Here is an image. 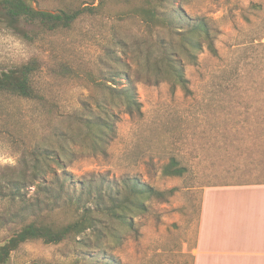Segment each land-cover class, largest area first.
Here are the masks:
<instances>
[{
  "label": "rangeland",
  "instance_id": "374dc122",
  "mask_svg": "<svg viewBox=\"0 0 264 264\" xmlns=\"http://www.w3.org/2000/svg\"><path fill=\"white\" fill-rule=\"evenodd\" d=\"M70 1H88L95 10L67 29L30 27L34 40L0 21V71L37 59L33 80L44 97L0 92V214L13 191L11 179L22 169L31 177L36 156L46 158L41 171L53 172H36L34 186L24 181L21 194L29 203L56 207L57 221L74 217L61 206L67 195L82 194L95 209L99 190L121 189L122 197L129 178L177 190L167 201L150 200L132 227L96 213L95 226L82 235L59 244L29 241L8 264H137L139 223L159 225L166 218L194 232L206 188L264 182V0ZM32 3L50 11L66 6L64 0ZM150 8L168 17L177 11L205 17L216 30L217 55L204 49L193 64L179 50L189 92L172 78L158 82L148 66L171 36L166 26L144 18ZM125 74L135 82L140 113H128L112 94L110 87L127 85ZM91 118L113 123L102 146L86 125ZM172 157L187 167L183 176L163 175ZM11 233L0 221V245Z\"/></svg>",
  "mask_w": 264,
  "mask_h": 264
},
{
  "label": "trees",
  "instance_id": "16d2710c",
  "mask_svg": "<svg viewBox=\"0 0 264 264\" xmlns=\"http://www.w3.org/2000/svg\"><path fill=\"white\" fill-rule=\"evenodd\" d=\"M64 2H66L65 7L58 11H50L35 7L32 0H0V21L14 29L22 37L34 40L36 37L30 34L28 30L30 27H40V30L44 32L67 29L82 15L92 14L95 10L93 6L86 5L89 3L88 1L75 6L72 5V1L64 0ZM144 11V18H150V22L154 24L160 22L162 26H166L171 31L169 42L166 44L167 50L157 56L153 64L151 58H148L146 60L148 66H153L156 70L158 82L172 78L176 84L189 92L190 81L186 76L184 62L178 55L179 50L186 53L193 64L197 63L198 54L204 49L217 55L218 50L214 43L216 30L205 17L194 19L178 11L168 17L160 15L159 11L153 8L144 9ZM115 61L121 65L119 58H116ZM39 68L38 60L33 59L8 70L0 71V92L34 100L44 99L33 80V76ZM124 76L127 79V85L120 88L110 87L113 91L112 94L119 99L120 104L125 107L128 113H140L141 104L137 98L135 82L130 75L125 74ZM86 125L91 129L95 128L97 146H102L106 142L108 134L114 131L110 118L103 121H95L91 118L86 122ZM55 159L60 163L61 159H67V155H61ZM42 160L45 161L46 158L36 156L31 177H28L27 169H22L18 172L17 177L10 181L13 191L8 197L4 211L0 214V221L1 227L12 231V233L0 245V264H8L12 253L29 241L42 240L47 244H59L72 237L82 235L95 226L96 213H102L132 227V219L136 214L138 212L146 213L149 210L148 202L150 200L167 201L177 190L176 188L160 190L137 178H129L124 180L128 193H124L122 197H118L122 192L121 189L116 193L99 190L95 209L92 203L87 205L83 201L84 195H67L61 206L69 209L74 217L66 222L57 221L55 219L56 207H40L39 204L29 203L21 194L24 181L30 180L27 181V184L34 186L39 177L36 172L41 171ZM51 172L53 171L50 169L42 170L41 175L45 174L43 176H46ZM186 172L187 167L182 166L175 157H172L162 169L165 176H183ZM62 190L66 191L64 182Z\"/></svg>",
  "mask_w": 264,
  "mask_h": 264
},
{
  "label": "crops",
  "instance_id": "0c3cea01",
  "mask_svg": "<svg viewBox=\"0 0 264 264\" xmlns=\"http://www.w3.org/2000/svg\"><path fill=\"white\" fill-rule=\"evenodd\" d=\"M172 223H139L137 264H264V182L208 187L196 230Z\"/></svg>",
  "mask_w": 264,
  "mask_h": 264
}]
</instances>
